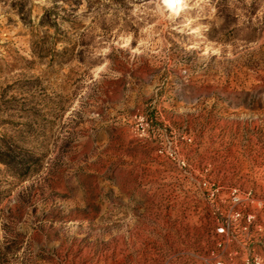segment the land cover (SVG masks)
<instances>
[{
	"label": "rangeland",
	"instance_id": "374dc122",
	"mask_svg": "<svg viewBox=\"0 0 264 264\" xmlns=\"http://www.w3.org/2000/svg\"><path fill=\"white\" fill-rule=\"evenodd\" d=\"M169 3L0 0V264H264V0Z\"/></svg>",
	"mask_w": 264,
	"mask_h": 264
},
{
	"label": "built area",
	"instance_id": "2783aa9c",
	"mask_svg": "<svg viewBox=\"0 0 264 264\" xmlns=\"http://www.w3.org/2000/svg\"><path fill=\"white\" fill-rule=\"evenodd\" d=\"M134 120V126L136 131L138 132V134L140 136H146L147 131L150 127V123L148 120V117L145 116L144 114H136L133 118ZM171 158L184 170H187L189 168V162L186 158H183L181 156H179L177 153L174 154H170ZM230 194L232 196V200L238 204L242 201V198L240 196L241 191L239 189V187L237 186H232L230 188ZM251 192H248L246 194V196L248 198H250ZM236 216H240V212L236 213ZM221 231L224 232V228H221ZM257 264H259V262H257Z\"/></svg>",
	"mask_w": 264,
	"mask_h": 264
},
{
	"label": "bare ground",
	"instance_id": "6f19581e",
	"mask_svg": "<svg viewBox=\"0 0 264 264\" xmlns=\"http://www.w3.org/2000/svg\"><path fill=\"white\" fill-rule=\"evenodd\" d=\"M170 3L169 4H172L174 2V0H168Z\"/></svg>",
	"mask_w": 264,
	"mask_h": 264
}]
</instances>
